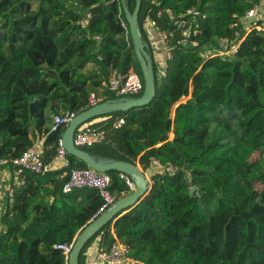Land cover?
Masks as SVG:
<instances>
[{
	"label": "trees",
	"instance_id": "1",
	"mask_svg": "<svg viewBox=\"0 0 264 264\" xmlns=\"http://www.w3.org/2000/svg\"><path fill=\"white\" fill-rule=\"evenodd\" d=\"M261 1L140 0L155 97L95 118L106 139L82 150L137 164L150 188L94 235L79 264L96 238L118 240L139 264H264V32L230 27ZM127 5L132 12L135 0ZM151 21L169 41L164 77L145 30ZM224 40L234 53L217 54ZM112 71L142 80L120 0H0V160L41 142L42 161H51L65 130L52 129L53 116L87 110L91 94L115 99L103 85ZM66 157L68 169L24 173L0 218V264H67L55 246L98 216L97 190L62 193L59 176L87 168ZM107 175L115 199L130 192L120 173ZM193 187L199 195H189Z\"/></svg>",
	"mask_w": 264,
	"mask_h": 264
},
{
	"label": "built area",
	"instance_id": "2",
	"mask_svg": "<svg viewBox=\"0 0 264 264\" xmlns=\"http://www.w3.org/2000/svg\"><path fill=\"white\" fill-rule=\"evenodd\" d=\"M263 1H261L262 3ZM261 3L248 10L245 15L237 18L235 23L230 27L235 28L239 24H242L243 28L248 32L250 30H257L264 32V11L261 9ZM188 11L187 14H190ZM172 18V16H170ZM179 28H181V36H187L186 23L184 21L179 22ZM155 30V41H150L149 31ZM148 35L149 43L152 46L156 42H160L163 49L162 60L158 61V75L164 77L167 72V61L171 58L170 51L168 49V38L163 32L156 30L154 21L147 24L145 27ZM238 36V33H236ZM227 40L223 41V51H217L218 55L232 54L235 52V47H229ZM211 53L205 54L202 57L207 58ZM161 61V63H160ZM104 87L112 92L116 98L120 97H138L143 91V82L140 77L131 72L127 75L121 74L118 71H112ZM102 102L101 97H97L95 94H91L89 97V108ZM88 108V109H89ZM76 116L74 113L66 111L63 114L54 115L52 119L53 128L55 129L59 125L67 126L71 119ZM95 121V120H94ZM94 123V122H93ZM124 123L123 119H116L112 122L113 129H119ZM105 134L103 131L95 128L91 124L85 123L78 127L73 136L74 145L80 149L83 147H92L105 141ZM41 146V142L36 143L30 150L24 152L21 156L12 159L0 160V218L3 213V208L7 204H11L14 199L15 192L24 185V173H32L35 175H46L50 172L59 169H68L69 162L66 157L65 150L61 147L60 140L58 148L56 150L55 157L44 163L40 156L41 150L38 147ZM154 165L160 167L156 161ZM125 181L130 191L134 189V183L125 175H120ZM59 179L63 180L61 191L63 194H68L75 189L92 188L97 190L100 198L102 199V205L99 208L98 215L103 213L108 207H110L116 200L115 196L109 192L111 179L107 174H99L95 171L83 168H72L63 172ZM75 240V239H74ZM74 240L70 243H64L56 245V249L61 250L67 260V257L73 247ZM134 264L129 257V249L126 245L120 243L118 240L110 245L99 244L96 249V264Z\"/></svg>",
	"mask_w": 264,
	"mask_h": 264
},
{
	"label": "water",
	"instance_id": "3",
	"mask_svg": "<svg viewBox=\"0 0 264 264\" xmlns=\"http://www.w3.org/2000/svg\"><path fill=\"white\" fill-rule=\"evenodd\" d=\"M126 23L129 28L132 46L135 56L139 62L143 80V92L138 97H120L100 102L95 106L74 116L65 127L60 139L61 147L66 155L74 157L83 162L88 169L99 174H107L116 171L128 177L134 183V189L125 196L116 199L113 204L103 213L99 214L76 236L73 247L67 257V264H79L78 258L86 244L97 234L108 222L120 212L133 207L140 199L149 192L150 181L137 164L100 157L86 152L74 145L73 136L81 125L113 113L127 112L131 108L148 105L155 97V75L153 70L152 56L148 52V46L143 42L142 34L138 24V13L140 0H135V6L131 12L127 0H120ZM199 195V189L193 187L189 195Z\"/></svg>",
	"mask_w": 264,
	"mask_h": 264
},
{
	"label": "crops",
	"instance_id": "4",
	"mask_svg": "<svg viewBox=\"0 0 264 264\" xmlns=\"http://www.w3.org/2000/svg\"><path fill=\"white\" fill-rule=\"evenodd\" d=\"M261 9L264 11V0L261 3ZM155 37H156V32L155 30H150L149 31V39L150 41H155ZM152 50H153V55H154V59L156 60V62H158L160 59L162 60V56H163V49H162V45L160 44V42H156L154 46H152ZM101 119H96L94 122H98ZM172 136V134H171ZM39 143V142H38ZM38 147L40 148V145L37 144ZM99 238H96L91 245L88 247L86 253H85V260H84V264H94L96 263V249L97 246L99 245ZM134 264H139L137 262H135Z\"/></svg>",
	"mask_w": 264,
	"mask_h": 264
},
{
	"label": "rangeland",
	"instance_id": "5",
	"mask_svg": "<svg viewBox=\"0 0 264 264\" xmlns=\"http://www.w3.org/2000/svg\"><path fill=\"white\" fill-rule=\"evenodd\" d=\"M154 62H156V60L154 59ZM157 64H158V62H156ZM160 63H161V61H160ZM90 68V67H89ZM142 82H143V80H142ZM191 91V90H190ZM143 92V91H142ZM100 94V93H99ZM93 122H94V120H91L90 122H89V124H93ZM87 124H88V122H87ZM93 126V125H92ZM171 134L172 133H169V139H171ZM99 145V144H98ZM94 146H96V145H94ZM83 148H87V147H83ZM84 263V262H83ZM94 264H96V263H94ZM126 264H129V263H126Z\"/></svg>",
	"mask_w": 264,
	"mask_h": 264
}]
</instances>
